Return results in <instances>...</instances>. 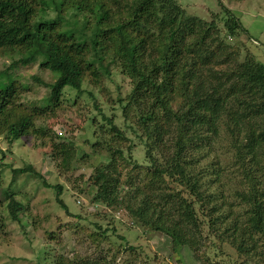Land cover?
I'll list each match as a JSON object with an SVG mask.
<instances>
[{"label": "trees", "instance_id": "1", "mask_svg": "<svg viewBox=\"0 0 264 264\" xmlns=\"http://www.w3.org/2000/svg\"><path fill=\"white\" fill-rule=\"evenodd\" d=\"M220 5L222 17L203 20L177 0H0V56H20L0 71V136L8 144L40 140L55 171L74 189L84 185L80 193L92 208L123 210L143 234L167 236L174 254L186 248L196 262L214 264L207 251L217 257L228 246L247 263L264 264V61L249 52L250 35L240 20ZM37 61L54 81L45 100L27 104L29 87L13 71ZM118 74L130 86L115 101L122 124L84 88L109 95L106 84ZM69 89L87 91L101 116L89 115L85 128L76 127L88 131L84 140L57 134L45 123ZM221 140L241 176L233 202L221 204L229 207L226 215L221 205L209 208L211 195L205 194L219 184L222 171L212 170L217 178L205 181L212 164L201 165L207 149ZM94 156L107 161L91 164ZM87 168V179L75 174ZM11 173L12 182L18 174L41 177L72 218L46 232L49 243L59 241L60 225L78 236L85 232L93 243L106 236L108 224L80 225L91 216L70 209L64 194L72 195L63 184L50 183L52 174L41 176L32 164ZM15 194L5 192L0 208L11 223H20L25 206ZM75 202L80 212L88 210L89 204ZM234 202L243 206L240 213L232 211ZM122 240L124 251L137 259L141 247ZM41 252L36 264H113L119 254L68 257L56 250L50 261V251ZM145 257V264H155V254Z\"/></svg>", "mask_w": 264, "mask_h": 264}, {"label": "rangeland", "instance_id": "2", "mask_svg": "<svg viewBox=\"0 0 264 264\" xmlns=\"http://www.w3.org/2000/svg\"><path fill=\"white\" fill-rule=\"evenodd\" d=\"M177 2L188 13L203 20H210L214 14H218L219 18L224 15L220 2L230 8L250 35L248 43L243 38L241 40L243 43H247L249 52L251 51L258 61H264V0H177ZM219 26L222 27V24L219 23ZM19 57L18 55L14 57L0 56V71L10 66ZM13 72L20 83L29 87V91L25 93L23 99L27 104H40L47 98L50 92L48 85L54 81V76L48 71L41 70L39 61L19 66ZM113 80L106 84L109 95L104 96L99 93L98 89L88 87L86 84L84 88L92 92L107 115L115 113L117 123L122 124L118 104L115 101L119 95L124 96L128 92L129 81L121 74H118ZM87 91L78 94L69 89L63 92L58 108L45 118V123H48L57 134L66 136L73 134L80 140L90 137L87 135L89 134L87 130L76 128L78 126L85 128L87 122L83 118L87 119L89 115H94L96 119L101 120V116L94 106V100L90 98ZM74 101H76L75 105H73ZM111 107L115 108V111L112 112ZM207 151L209 153L201 160V165L207 166V163L211 162L212 169L207 170L209 174L205 176L204 180L217 178L216 175L210 174L212 170L217 171L220 168L222 171L219 184L211 185L205 193L211 195L209 208L221 205L222 202L229 205V202H233L230 195L236 190L241 176L233 166L232 155L228 152V142L226 140L218 141ZM78 154L80 156L82 152L79 151ZM94 157L91 164L107 161L103 156ZM0 164L9 166H0V198L5 192L13 190L16 193L15 198L23 202L25 206L20 213V223H11L6 210L0 208V227L3 225L0 230V264H36L39 259L42 260L41 251L44 249L47 252L50 251L52 257H48L50 261L54 260L53 256L56 250L68 257L76 254L89 258L110 257L119 251L113 264H145L147 261L145 255L150 257L154 254L155 264H200L194 260L186 248H182L178 255L172 253L170 251L171 242L167 236L157 233L143 234L141 227L135 226L132 219L123 210L117 207L106 209L93 206L92 208L86 194L80 193V190L86 191L84 185L74 189L68 184L64 177L55 171L54 163L50 157L45 156L40 140L35 137L30 136L8 144L4 137L0 136ZM27 164H32L41 176L47 177L52 174L50 183L63 184L68 189L72 196L65 193L64 200L70 209L76 211L75 213L91 216V219L80 221V225L87 226L90 221L100 222L102 226L108 224L109 231L106 236L99 237L100 240L93 243L85 232L81 231L78 236L73 233L74 230L67 231L65 226L60 225V228L56 230L59 241L49 243L45 238L46 232L53 231L52 228L58 225L59 220L62 223L64 221L72 222V218L67 217L59 208L55 202V193L43 186L41 177L18 174L16 181L12 182L11 170ZM91 170L92 168H87L77 171L75 174H82L83 179H87ZM222 195L225 199L221 198ZM227 196H229L228 199H226ZM75 198H78L86 206L89 204L88 210L80 212V205L75 202ZM226 204L221 205V212L224 215L229 212V207ZM232 204V211L235 214L240 213L243 207L240 202ZM94 212L99 214L96 218ZM100 216H104L106 220L101 221ZM217 224L220 225V223ZM122 238L127 239L130 245L141 247L137 252L140 254L137 259L124 251L126 243ZM204 251L205 249L201 250V252ZM207 256L209 260L216 259L214 264H251L247 263L243 257L236 255L228 246H224L217 257H213V253L209 254L208 251Z\"/></svg>", "mask_w": 264, "mask_h": 264}]
</instances>
